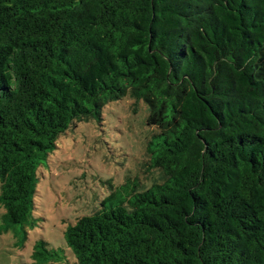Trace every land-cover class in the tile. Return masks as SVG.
<instances>
[{
	"label": "trees",
	"instance_id": "obj_1",
	"mask_svg": "<svg viewBox=\"0 0 264 264\" xmlns=\"http://www.w3.org/2000/svg\"><path fill=\"white\" fill-rule=\"evenodd\" d=\"M128 99L141 167L34 264H264V0H0V235L24 247L58 138Z\"/></svg>",
	"mask_w": 264,
	"mask_h": 264
},
{
	"label": "rangeland",
	"instance_id": "obj_2",
	"mask_svg": "<svg viewBox=\"0 0 264 264\" xmlns=\"http://www.w3.org/2000/svg\"><path fill=\"white\" fill-rule=\"evenodd\" d=\"M146 117L145 105L123 99L106 106L100 122L78 123L58 138L56 150L37 171L36 227L28 231L22 248L11 231L0 235V264H34L31 254L40 239L51 250H64L73 262L63 232L97 209L109 183L118 186L126 175H136L144 186L156 181L157 174L147 173L140 164L151 130ZM3 214L0 206V224Z\"/></svg>",
	"mask_w": 264,
	"mask_h": 264
}]
</instances>
